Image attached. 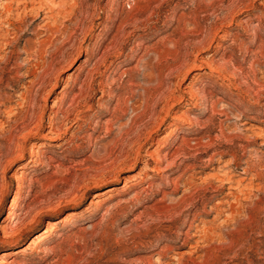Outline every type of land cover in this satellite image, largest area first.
I'll list each match as a JSON object with an SVG mask.
<instances>
[{
    "label": "rangeland",
    "instance_id": "1",
    "mask_svg": "<svg viewBox=\"0 0 264 264\" xmlns=\"http://www.w3.org/2000/svg\"><path fill=\"white\" fill-rule=\"evenodd\" d=\"M4 1L18 29L0 24V94L21 114L0 123V264H264V136H254L264 131V0H63L61 15L63 1L51 0L20 18L22 0ZM44 38L46 54L25 50ZM55 59L68 66L51 74L59 82L46 103L41 79ZM27 88L43 121L17 144L8 130L27 116L17 105ZM223 129L253 141L218 139ZM216 148L224 155L209 162ZM231 168L236 214H216L235 199L212 188H194L197 203L169 214L200 178Z\"/></svg>",
    "mask_w": 264,
    "mask_h": 264
},
{
    "label": "bare ground",
    "instance_id": "2",
    "mask_svg": "<svg viewBox=\"0 0 264 264\" xmlns=\"http://www.w3.org/2000/svg\"><path fill=\"white\" fill-rule=\"evenodd\" d=\"M63 1V0H62ZM236 1V0H235ZM51 3V0H47V1H45L44 2V0H22V2H20V3H25L26 4V6L24 7V6H22L20 3H19V5H18V7H17V16L20 18V16H21V14H32V15H36V16H39V15H41V11H43L44 10V8H45V5H49V8H50V3ZM154 2V1H153ZM58 3V2H57ZM57 3H53L52 2V6H51V9H49V10H47V12H45V16L43 17L44 19H50V18H53L52 17V15H50V12L52 11V10H54L55 8H56V4ZM55 4V5H54ZM59 4V5H58ZM57 4V6H58V8H59V11H58V9H57V15H61V14H64V13H66V11H67V9H66V7H65V2L63 1V2H59ZM235 4H236V2H235ZM54 6H55V8H54ZM23 8V9H22ZM52 8H54V9H52ZM48 9V8H47ZM13 11H14V9H13V5H12V3L11 2H5L4 0H2V1H0V24H3V23H8L10 26L11 25H13V27H14V29L16 28V29H18V27H16L15 26V24L14 23H12L11 21H12V19H11V13H13ZM55 11V10H54ZM52 13H53V11H52ZM51 13V14H52ZM232 13V12H231ZM7 15V16H4V15ZM55 14V13H54ZM11 19V20H10ZM23 20V19H22ZM49 25V23H47L46 25H45V27L44 28H46V26H48ZM199 27V26H198ZM48 28H51V26H48ZM199 29V28H198ZM53 30V29H52ZM11 33V31H10V28L9 29H7V34H10ZM210 38V37H209ZM47 40L44 38V39H42V40H40V44H39V46L37 47V45H36V48H35V50H33V51H30L29 49H25L29 54L30 53H36V54H39V53H43L44 51H46L45 49H44V44H45V42H46ZM208 42V41H207ZM7 43V42H6ZM209 44V43H208ZM203 45H204V43H203ZM59 48V47H58ZM63 48V47H62ZM62 50H64V49H62ZM61 49H59V50H57L56 51V54L57 55H59V51H62ZM25 51V52H26ZM48 52V51H47ZM45 53V52H44ZM61 53H63V51L61 52ZM46 54V53H45ZM62 55V54H61ZM63 55H65V54H63ZM63 55H62V57H63ZM36 56V55H35ZM40 56V55H39ZM33 59V58H32ZM64 59V58H63ZM62 59V60H63ZM204 60V59H203ZM53 61V60H52ZM60 61H61V59H60ZM64 61V60H63ZM55 62H56V59H55ZM49 62V64H48V66L46 67V69L44 70L45 71V73H44V75H42V76H44L41 80H43L42 81V85H41V87H43L44 88V90H45V93H44V99H45V102L47 103L48 102V97H49V94H51L52 92H53V90L55 89V87L58 85V77H56L54 80H53V78H51V74H54V73H57V75H58V73H60V71L62 70V69H65V67L66 66H68V65H66V64H64V63H60V64H58V62ZM65 62V61H64ZM195 63V62H194ZM204 63H206L207 64V67H208V69H210V70H212V71H215V70H217V68L216 67H213L212 65L213 64H211V62H208V61H205ZM69 65H70V63H68ZM193 66L192 67H198V68H201V65H197V64H192ZM38 66V65H37ZM35 68V67H34ZM37 68V67H36ZM36 68L35 69H33V72H32V74L35 76V79L34 80H29L30 82H31V84H30V87L32 86V88H33V86H34V84L36 83V81H37V79L39 78V75H37L36 73H35V71H37L36 70ZM216 68V69H215ZM32 70V69H31ZM43 71V70H42ZM190 71V70H189ZM188 70L187 71H185L184 72V77H186V75L188 74V72H189ZM209 71V70H208ZM28 72L30 73V68L28 69ZM54 72V73H53ZM91 74V73H90ZM55 75V74H54ZM53 75V76H54ZM56 75V76H57ZM181 77V76H180ZM40 79V78H39ZM38 82V81H37ZM39 82H41V81H39ZM263 86V85H262ZM239 88V87H238ZM188 90V89H187ZM187 90H185V92H187ZM191 90H192V88H191ZM259 90V89H258ZM43 91V90H42ZM257 91V90H256ZM261 91H262V88H261ZM27 92H29L30 94H28ZM39 92V91H38ZM38 92L36 91V94L38 95ZM190 92V91H189ZM31 93H33V90L32 89H28L27 88V90L25 91V92H22L21 93V95H22V97H23V100H21V101H23V102H17V105L18 106H20L22 103H24V102H26L27 104H28V109H29V111H30V114H28V112H27V116L23 119L24 121L22 122V124H21V126H15V124L14 123H12V126H11V128L8 130V133L10 134V136H11V141L13 142H15V138L16 137H22V138H28L30 135H32L34 132H36V130H38L39 129V127H41V120H42V117H39L37 120L35 119V116H34V114H35V110H34V106H35V102H34V99L35 98H33V97H36V96H34V93L33 94H31ZM82 93V88H81V92L79 93L80 95H82L81 94ZM192 92H190V94H191ZM247 93V92H246ZM260 92H255V95L258 97L257 98V100L256 101H258L259 100V97H260V94H259ZM159 94V93H158ZM163 94V93H162ZM165 94V93H164ZM163 94V95H164ZM254 94V93H253ZM42 95V94H41ZM40 95V96H41ZM76 95V94H75ZM251 95V94H250ZM7 96V95H6ZM77 96H79L78 94H77ZM162 96V95H161ZM9 97V96H8ZM7 97V99L6 98H3V96H2V94H0V105L1 106H4L5 108H4V110H3V112L4 113H6L7 115H8V119H7V121H3V119L1 120V124H5L6 122H12L14 119H12V116L13 115H17L18 114V116L21 114L20 112H15V107L16 106H13L12 104H8V102H10V98H8ZM75 97V96H74ZM82 97V96H81ZM159 97V96H158ZM169 97V96H168ZM170 97H171V95H170ZM252 97V96H251ZM254 97V96H253ZM86 98V97H85ZM252 99V98H251ZM76 100V99H75ZM81 100V99H80ZM254 100H255V98H254ZM74 102V101H73ZM11 103V102H10ZM263 104H264V102H263ZM54 106V105H53ZM26 107V106H25ZM121 108V107H120ZM115 109H117V111H118V108H115ZM34 110V111H33ZM149 110V109H148ZM2 111V110H1ZM25 111V110H24ZM80 111V110H79ZM122 111L123 112H126L127 110L125 109V108H122ZM34 112V113H33ZM77 113V112H76ZM81 113V112H80ZM155 113V112H154ZM168 113V112H167ZM114 114V113H113ZM125 114V113H124ZM243 114V113H242ZM242 114H240L238 117L239 118H242ZM115 115V114H114ZM179 116V115H178ZM17 117V116H16ZM112 117H113V115H112ZM116 118H118V117H116ZM159 118H161V117H159ZM16 119V118H15ZM17 119H18V117H17ZM17 119L15 120V122L17 121ZM188 119V118H187ZM68 120V119H67ZM158 120V119H157ZM162 120V121H161ZM161 122L163 123L164 121H165V119H164V117H162L161 118ZM189 120H190V118H189ZM43 121V120H42ZM67 122V121H66ZM113 122V121H112ZM161 122H157L159 125L158 126H160L161 125ZM51 124H50V131H49V133H56L57 135H59L60 134V131L58 132V130L56 129V127H55V122L52 120L51 122H50ZM245 124V123H244ZM20 125V124H19ZM107 125V124H106ZM242 125V124H241ZM108 126H109V124H108ZM107 126V127H108ZM127 126V125H126ZM152 126H153V124H152ZM58 128V127H57ZM62 128V127H61ZM112 127H110V129H111ZM122 129V128H121ZM40 130V129H39ZM59 130H61L60 129V127H59ZM108 130H109V127H108V129H107V132H108ZM128 130V129H127ZM126 130V131H127ZM129 130H131V129H129ZM263 130V129H262ZM261 130V131H262ZM57 131V132H56ZM125 131V132H126ZM124 132V131H123ZM130 132V131H129ZM151 132V131H150ZM6 133V132H5ZM4 132H3V134H5ZM35 134V133H34ZM33 134V135H34ZM46 134H48V133H46ZM109 134V133H108ZM125 134V133H124ZM126 134H128V133H126ZM143 134V133H142ZM148 134H149V131H148ZM147 134V135H148ZM121 135H122V132H121ZM137 135V134H136ZM146 135V133H145V136H147ZM140 136V135H139ZM143 135H141V137H142ZM255 137L257 136V137H263L264 136V131H263V133L261 132V134H259V133H255V135H254ZM9 137V136H8ZM117 137H120V134H119V136H117ZM121 137H123V135L121 136ZM223 137V138H222ZM10 138V137H9ZM147 138V137H146ZM226 139V140H230V142H235V140H246V141H248V142H251V141H253L252 139H249V137H246L245 135L244 136H242V137H239L238 139L236 138V137H234L233 135H230V134H226L225 133V131H224V129L222 130V133H221V135L218 137V139ZM251 138H254V137H251ZM92 139V138H91ZM116 139V138H115ZM16 140H17V138H16ZM19 140V139H18ZM112 142H113V140H111ZM116 141H117V139H116ZM119 141H120V138H119ZM254 141H255V139H254ZM11 142V143H12ZM17 142V144H19V142L18 141H16ZM15 142V143H16ZM115 142V141H114ZM135 142V141H134ZM262 142V141H261ZM25 143V142H24ZM116 143V142H115ZM115 143L113 144L114 146H115ZM119 143V142H118ZM199 144H201V143H203L202 141H200V142H198ZM197 143V144H198ZM263 143V142H262ZM16 144V145H17ZM214 140L212 139V138H210V140H208V142L207 143H205V144H202V145H204L206 148H207V150H209V149H211L212 147H214ZM242 144V143H241ZM264 144V143H263ZM0 151L1 150H3L4 148H2L3 146H2V144L0 143ZM113 145H109V147L110 146H113ZM107 146L108 145H106V148H107ZM113 146V147H114ZM246 146H247V144H246ZM245 146V147H246ZM23 149V147L20 145V148H19V151L21 152V151H23L22 150ZM217 149V148H216ZM244 149H246V148H244ZM12 150V149H11ZM109 150V149H108ZM18 151V150H17ZM10 152V151H9ZM33 152H34V150L31 152V155L33 156ZM107 152V151H106ZM105 152V153H106ZM112 152V151H111ZM139 152V151H138ZM138 152H135L136 154L138 153ZM23 153V152H22ZM107 154V153H106ZM140 154V153H139ZM138 154V155H139ZM111 155V154H110ZM109 155V156H110ZM218 155H224V151L223 150H221L220 148L219 149H217L216 151H214L211 155L209 154V158L207 159L209 162H216V161H218L220 158H218ZM232 159H229L228 160V164L232 167V165L234 164V162H235V160H236V158H237V153H235V152H232ZM254 156V155H253ZM51 157V156H50ZM39 158V157H38ZM44 158V157H43ZM47 159V158H46ZM126 159V157L124 158V160ZM138 159H139V156H137L134 160V162L133 163H137V161H138ZM121 161V162H123V164H126V163H124V162H126V160L125 161ZM128 160V159H127ZM115 160H113V162H114ZM113 162H112V165H113ZM116 163H117V160L115 161ZM1 163V162H0ZM133 163H131V165L133 164ZM145 163V165L147 166L148 165V163H146V162H144ZM143 163V164H144ZM118 164V163H117ZM117 164H114V166L113 167H116V165ZM120 164H122V163H120ZM120 164L119 165H117L118 167L120 166ZM128 164V163H127ZM5 165V164H4ZM123 166V165H122ZM128 166V165H127ZM117 167V168H118ZM156 167V166H155ZM112 169V168H111ZM235 170V169H234ZM245 170V169H244ZM233 171V169L231 168L229 171L227 170V171H225V172H223V173H221V172H216V173H212V174H208V176L207 177H205V178H200L201 179V183L200 184H193V186H190V188H187L186 190H185V192H184V194L182 195V196H180V199L178 200L179 202H177V204H174V205H172V206H170V207H168V210H169V214H171L172 216H176V215H181V210L183 209L182 207V209L180 210L178 207L180 206L179 204L180 203H184V202H186V203H188V202H191L192 203V205L194 206L195 205V203H197V200H194V196H193V194H192V190H194V188L195 189H202V188H204L205 190H207V189H209V188H212L213 189V191H215V192H218V191H222L223 189H228V192H227V196H230V197H233L234 199H235V201H231V199L229 200H227V198H226V200H221V201H219V203L215 206V207H213V209H214V211L215 212H217L216 214H220V213H223V211H231V212H236V210H234V206L232 205V203H234V202H236L237 200H239L240 199V196H239V194L238 195H236L235 194V190H236V187L234 186V182H235V174L232 172ZM117 174V173H116ZM116 174H114L113 176H112V178H113V180H115L116 181V179H118V175H116ZM169 179V178H168ZM170 182H172V181H170ZM173 185L176 187L175 188V190L177 189L178 190V184H179V182L175 179V180H173ZM171 183V184H172ZM197 183V182H196ZM215 183H218L217 185H215ZM169 184V183H168ZM227 185H229L228 187H227ZM115 189V187L114 186H111L110 188H108L107 190H106V192H110V191H113ZM176 190V191H177ZM241 190V189H240ZM253 190V189H252ZM202 192V191H201ZM224 192V191H223ZM166 193V192H165ZM201 194V193H200ZM242 196V195H241ZM204 201L206 200V199H203ZM208 200V199H207ZM211 200H212V198H211ZM249 202V201H248ZM225 203H228L229 205H228V207H223L224 205H225ZM183 205V204H182ZM191 205V204H190ZM203 206H204V208L206 209V207H208L207 205H208V201H205L203 204H202ZM227 205V204H226ZM189 206V205H188ZM202 206V207H203ZM172 209V210H171ZM196 209H198V208H196ZM204 209V210H205ZM171 211V212H170ZM209 211H211V210H209ZM198 212H199V210H198ZM233 212V213H234ZM168 214V215H169ZM197 215H198V213H196ZM234 214H236V213H234ZM167 215V214H166ZM187 216V215H186ZM218 216V215H217ZM232 216V215H231ZM227 218H229V217H227ZM232 219V218H231ZM187 221H188V219H187ZM59 221H56V220H53L52 222H49V224H48V229L47 230H51V229H53V228H55V226L57 225V223H58ZM184 222V221H183ZM189 228V227H188ZM215 229V228H214ZM190 230V229H189ZM217 230V229H216ZM220 231V230H219ZM178 232V231H177ZM197 232V231H196ZM184 233V232H183ZM210 233V232H209ZM189 234V232H186L185 233V235H188ZM201 234V233H200ZM211 234V233H210ZM187 237V236H186ZM195 237V236H194ZM39 238V235L38 236H36L32 241H31V243H30V245L32 244V243H34V241L36 240V239H38ZM199 240V239H198ZM196 244H198V243H196ZM170 248V247H169ZM167 249V248H166ZM166 249H164V250H166ZM8 253H10V252H6V253H4V255H7ZM159 259V258H158ZM151 261V260H150ZM146 263V262H145ZM149 264V263H148ZM154 264V263H153ZM181 264V263H180Z\"/></svg>",
    "mask_w": 264,
    "mask_h": 264
}]
</instances>
